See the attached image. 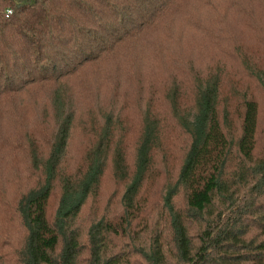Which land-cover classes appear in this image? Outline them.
Segmentation results:
<instances>
[{"label": "trees", "instance_id": "1", "mask_svg": "<svg viewBox=\"0 0 264 264\" xmlns=\"http://www.w3.org/2000/svg\"><path fill=\"white\" fill-rule=\"evenodd\" d=\"M187 1L0 0V112L42 94L48 103L40 120L51 125L44 151L27 145L32 183L7 204L12 220L0 230V264H264L258 104L241 94L236 98L235 89L225 85V71L213 61L193 74L171 75V88L161 94L187 146L176 176L157 200L149 188L160 113L150 96L138 107L141 128L132 161L126 159L123 137L116 135L123 131L116 114L137 99L110 103L90 128L81 157L70 160L66 154L75 120L63 92L69 80L91 69L101 78L107 63L117 76L134 79L133 65L143 59L141 42L165 20L170 24ZM223 1L204 0L207 7L218 3L220 15ZM200 14L207 18L177 25V36L187 40L197 34L227 52L224 42L213 41L220 28L212 27L211 10L203 14L201 8ZM244 62L246 80L263 91L264 71ZM183 97H190L188 105ZM106 174L113 190L103 210L82 222L93 211Z\"/></svg>", "mask_w": 264, "mask_h": 264}, {"label": "rangeland", "instance_id": "2", "mask_svg": "<svg viewBox=\"0 0 264 264\" xmlns=\"http://www.w3.org/2000/svg\"><path fill=\"white\" fill-rule=\"evenodd\" d=\"M221 4L222 9H225L222 10V15L216 13V10H221L218 3L207 7L204 0H188L181 13L170 24L169 19L161 23L155 33L141 42L142 52L139 53V58L143 59L133 65L134 79L117 76L111 63H107L105 76L101 78L97 70L91 69L69 80L63 92L75 114L66 152L70 160L81 157L82 147L89 140V130L100 121L102 110L113 102L137 99V105L118 108L116 114L123 125V131L116 132V135L123 137L129 147L126 159L132 161L133 148L137 144L141 128L138 107L144 105V99L150 96L151 106L160 113V146L149 188L150 198L157 200L161 188L176 176L187 146V138L162 101V95L171 88L168 83L171 75L180 70L188 75L193 74V70L199 65L211 61L225 71V85L228 89H235L232 91L235 96L241 94L251 97L258 104L256 151H264V90L257 89L251 80H246L243 69L246 61L249 69L260 74L264 71V0H224ZM201 8L203 14L206 8L214 15L210 17L211 25L213 28H220V33L213 41L224 42L227 52L198 39L200 36L197 34L194 39L187 40L182 34L177 36V25L191 26V19L201 20V23L207 18L205 14L204 17L201 16ZM184 31L190 33L189 28ZM155 45H158L157 50L154 49ZM190 82L189 79L184 82V94L190 88ZM112 97L117 99L113 101ZM189 100L190 97L181 99L187 105ZM33 103L36 104V109L33 108ZM47 103L42 94H37L30 99H19L15 110L0 112V230L12 220L7 204L11 206L20 190L32 183L27 145L32 143L38 151H44L45 137L50 138V122L40 120L43 108L47 110ZM233 124L237 127L238 123ZM112 190L113 184L109 174H106L101 181L99 199L92 207L93 211L83 216L82 222L91 214L103 210L104 199L110 196Z\"/></svg>", "mask_w": 264, "mask_h": 264}, {"label": "built area", "instance_id": "3", "mask_svg": "<svg viewBox=\"0 0 264 264\" xmlns=\"http://www.w3.org/2000/svg\"><path fill=\"white\" fill-rule=\"evenodd\" d=\"M6 14H9V11H6Z\"/></svg>", "mask_w": 264, "mask_h": 264}]
</instances>
